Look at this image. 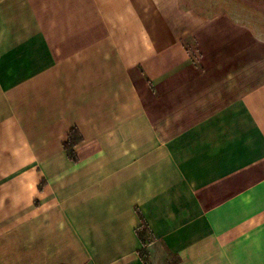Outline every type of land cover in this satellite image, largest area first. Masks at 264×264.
I'll list each match as a JSON object with an SVG mask.
<instances>
[{
  "label": "crops",
  "instance_id": "1",
  "mask_svg": "<svg viewBox=\"0 0 264 264\" xmlns=\"http://www.w3.org/2000/svg\"><path fill=\"white\" fill-rule=\"evenodd\" d=\"M142 250L264 264V0H0V264Z\"/></svg>",
  "mask_w": 264,
  "mask_h": 264
},
{
  "label": "trees",
  "instance_id": "2",
  "mask_svg": "<svg viewBox=\"0 0 264 264\" xmlns=\"http://www.w3.org/2000/svg\"><path fill=\"white\" fill-rule=\"evenodd\" d=\"M82 140L79 132L77 130H72L70 133V137L68 139V141L65 143L64 145V150L66 151V153L68 154V157L72 160L75 161V156L73 153V148L75 147V145H77L78 143H80ZM143 245L146 243L145 241H142ZM140 258L141 260L144 262V264H148L147 261V257L144 253V251L142 250L140 253Z\"/></svg>",
  "mask_w": 264,
  "mask_h": 264
}]
</instances>
